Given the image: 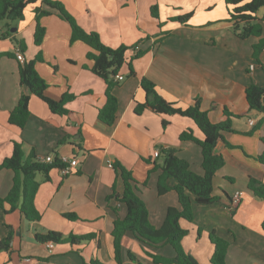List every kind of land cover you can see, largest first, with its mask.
Here are the masks:
<instances>
[{
    "label": "crops",
    "instance_id": "obj_1",
    "mask_svg": "<svg viewBox=\"0 0 264 264\" xmlns=\"http://www.w3.org/2000/svg\"><path fill=\"white\" fill-rule=\"evenodd\" d=\"M54 1L61 2L86 32L97 33L106 46L137 48L127 52V62L118 75L124 80H117L119 86L113 91L118 99L117 118L113 125H106L99 119V110L107 102V85L92 72L94 62L87 57L92 49L82 41H71L72 28L67 21L56 14L42 18L46 34L40 47L34 43L35 6L26 9L25 20L18 21L16 30L12 24L8 30L6 22L0 25L1 33L8 30L25 41L26 59L42 53L43 61L36 68L48 83L47 97L59 101L67 93L75 96L67 105L66 116L53 114L44 101L31 96L26 127L11 125L10 113L26 89L20 84L18 61L3 57L0 165L12 156L14 143L22 144L26 159L34 155L42 161L52 155L78 160L69 175L59 168H53L48 178L37 175L35 206L40 221L29 222L19 210L5 212L0 207V241L12 234L11 249L0 252V264H118L112 232L115 220L127 215L125 205L109 198L114 188L118 194L124 191L118 165L131 171L140 184L139 195L156 228L163 226L169 208L181 209L176 192L158 193L160 171L153 169L162 159L154 154L175 149L194 172L203 174L201 148L180 136L188 130L199 140L204 135L190 118L160 115L151 109L137 115L136 106L147 99L141 86L143 78L152 81L159 95L179 108L187 109L200 100L214 124L224 120L225 109L247 115L234 119V132L225 134L237 148H229L224 142L216 147L215 152L226 163L214 178L213 195L219 201L200 205L192 197L194 220H181L182 228L189 231L182 244L199 264H212L214 245L209 233L214 231L229 242L227 264H264V200L248 187L250 178L264 184V165L257 161L264 153V124L252 136L246 135L263 117L249 111L245 97V89L252 83L264 88V52L260 62L253 57L258 39L237 36L224 0ZM154 6L158 7V18L152 16ZM185 16H189L186 22H177L176 18ZM257 17L262 20L264 37V8ZM16 50L12 37L0 38V53ZM138 52L141 56L136 57ZM13 179V171L0 168V198L9 194ZM145 182L147 186H143ZM175 183L169 181L170 186ZM237 192L243 193L241 202L230 210V200ZM51 231L64 238H95L75 245L53 244L50 252L36 235ZM149 254L173 258L175 251L170 245L152 248L133 233L125 234L122 264H156Z\"/></svg>",
    "mask_w": 264,
    "mask_h": 264
},
{
    "label": "trees",
    "instance_id": "obj_2",
    "mask_svg": "<svg viewBox=\"0 0 264 264\" xmlns=\"http://www.w3.org/2000/svg\"><path fill=\"white\" fill-rule=\"evenodd\" d=\"M228 7L229 22L233 24L232 29L241 39L255 37L258 42L253 46V57L260 62V56L264 52V37L262 20L257 17V13L264 8V0H224ZM37 4H39L37 6ZM29 6H35V33L34 43L40 47L44 41L46 34L45 27L41 24V19L56 14L61 19L67 21L72 28L71 41H82L87 44L92 51L87 55L88 59L94 62L92 72L103 79L107 85L106 105L99 110V119L106 125H113L117 118L118 99L113 95L114 89L119 86L116 77L120 74L121 68L127 62V52L130 49L136 50L135 47L121 46L117 49L110 48L102 43L100 37L95 32H86L82 29L76 19L66 10L64 5L54 0H0V22H6L9 28L13 21L25 20V11ZM152 16L158 18V7L152 8ZM189 16L176 18L177 22L184 23ZM13 28V27H12ZM0 32V38L6 39L12 37V41L16 45L25 58L27 51L26 43L23 39L13 37L9 31ZM141 56V52L136 57ZM3 57H10L19 63L20 84L27 87L16 105L11 111L9 123L24 129L30 117V100L31 96L44 101L53 114L66 116L69 114L67 105L75 99L73 94H65L61 100L56 101L46 96L48 83L38 73L36 65L43 61L42 53H38L33 59L25 58L23 62L19 61L15 53H0V60ZM131 73L133 67L129 64ZM141 86L146 93V102L138 104L135 113L141 115L146 109H151L156 114L181 116L192 119L204 135L203 140L197 139L191 130L181 134L180 139L184 142H193L201 148L203 157V174L194 172L190 164L177 155L175 149H163L160 151L162 159L153 169L159 170L158 193L164 195L170 191L176 192L178 195L181 209L169 208L165 222L161 228L152 225L149 218V210L140 197V184L134 179L132 172L121 165L116 169L120 173V177L124 184V191L118 194L113 190L110 199L119 201L127 208V215L124 219H117L114 222L112 232L114 243V254L118 264H122V240L126 233H133L134 236L145 245L152 248H159L170 245L174 251L173 258H165L162 256L149 254L156 264H199V262L183 247V239L188 235L189 231L182 228L181 220L192 222L194 220V210L192 197L200 205L214 204L219 201L218 197L213 195L214 178L217 173L225 166V159L221 154H217L216 147L219 142H224L229 148H237L231 145L225 138L226 133L234 132L232 122L234 119H241L247 115L234 114L229 109L224 111V120L218 124L210 121L208 112L201 108V101L196 100L194 105L187 109L179 108L175 103L166 101L159 95L156 85L147 78H143ZM245 97L250 112L262 114V119L254 125L253 129L246 133L252 136L256 131L260 130L264 124V88L252 83L245 89ZM165 124V123H164ZM257 161L264 165V153L257 157ZM67 166L62 163L59 158H55L52 164L43 163L37 160L34 155L25 158L22 144L14 143V150L11 157L6 158L0 165L1 169H7L14 172L13 186L9 194L5 198H0V207L5 211L19 210L25 219L29 222H38L41 214L35 206V199L39 189V183L36 180L38 174L42 173L48 178L49 172L53 168L62 169ZM150 171V173L154 171ZM174 180L173 186L169 185V181ZM147 182L143 186H147ZM249 189L260 199L264 200V184L254 178L249 180ZM5 205L9 209H5ZM70 218H75L70 216ZM264 229V222H263ZM95 235L89 236H72L64 238L57 232H47L44 235H36V240L48 245L50 243L61 245L69 243L72 245L79 244L84 241H91ZM209 239L214 245V253L211 258L212 264H227V254L229 242L214 231L209 233ZM12 234L0 241V252L9 251L11 249ZM132 260L136 257L130 254ZM91 264H99L92 261Z\"/></svg>",
    "mask_w": 264,
    "mask_h": 264
},
{
    "label": "built area",
    "instance_id": "obj_3",
    "mask_svg": "<svg viewBox=\"0 0 264 264\" xmlns=\"http://www.w3.org/2000/svg\"><path fill=\"white\" fill-rule=\"evenodd\" d=\"M16 55H17V58L19 61L23 62L25 60L24 55L22 54V52L19 49L16 50ZM251 69H254V66H251ZM116 79L118 81H123L124 76H117ZM250 123L253 125L252 121ZM154 155H155V157H159L160 151L157 150ZM59 160L62 163H65L66 165L68 164L67 166H65L64 168L61 169V171L64 175H69L72 172L73 168L78 166V160L76 158H72L71 160H68L67 158L62 157V158H59ZM54 161H55V158L52 155H49L42 160V162L46 163V164H52ZM110 166H112V165L110 164ZM242 196H243V193L237 192L231 198L230 210L235 209L240 204ZM47 247L50 250V252H52L53 244L50 243L47 245Z\"/></svg>",
    "mask_w": 264,
    "mask_h": 264
},
{
    "label": "rangeland",
    "instance_id": "obj_4",
    "mask_svg": "<svg viewBox=\"0 0 264 264\" xmlns=\"http://www.w3.org/2000/svg\"><path fill=\"white\" fill-rule=\"evenodd\" d=\"M3 22H0V25L2 24ZM18 23V21H13L12 22V25H13V30H14V28L16 27V24Z\"/></svg>",
    "mask_w": 264,
    "mask_h": 264
},
{
    "label": "water",
    "instance_id": "obj_5",
    "mask_svg": "<svg viewBox=\"0 0 264 264\" xmlns=\"http://www.w3.org/2000/svg\"><path fill=\"white\" fill-rule=\"evenodd\" d=\"M14 30H16V29H14ZM25 89H27V87H25Z\"/></svg>",
    "mask_w": 264,
    "mask_h": 264
}]
</instances>
